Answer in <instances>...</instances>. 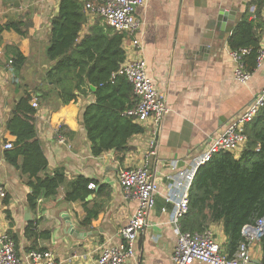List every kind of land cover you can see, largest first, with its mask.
<instances>
[{"label": "crops", "instance_id": "0c3cea01", "mask_svg": "<svg viewBox=\"0 0 264 264\" xmlns=\"http://www.w3.org/2000/svg\"><path fill=\"white\" fill-rule=\"evenodd\" d=\"M59 8L60 0H0V25L21 21L29 26L27 37L14 31L1 34L0 182L8 195L0 199V232L10 235L19 255L45 250L58 264H95L102 248L120 244L119 232L136 209V202L124 198L118 176L121 170L142 163L153 130L148 127L132 137L130 151L124 155L111 151L96 157L84 127V113L96 102V89L90 86L86 93H78L77 102L67 105L55 98L47 103L41 100L43 86H48L43 79L54 66L46 59V50ZM221 14L234 19H226V26L233 31L245 18L256 22L264 44V7L261 18H257L253 0H150L136 10L143 24L140 39L148 76L165 94L170 109L157 133V156L152 160L156 177L171 172L168 165L174 158L181 160L182 168H188L193 158L204 154L231 121L248 109L264 87V68L255 71L247 85L235 80V63L228 50L233 31L225 34L222 42L218 31L208 30ZM97 21L104 25L88 14L80 41L92 34ZM125 40L126 36L123 50L129 47ZM6 46H15L28 63L9 65L13 58ZM25 93L33 96L30 104L34 99L39 104L34 118L49 163L40 176H53L57 171L65 175L57 194L47 197L42 193L34 208L29 203V175L7 161L10 150L5 148L16 141L6 123L12 107ZM55 105L60 107L55 109ZM22 163L20 158L19 165ZM79 177L95 182L96 188L88 189L85 199L68 202L66 196ZM164 195L163 185L149 225L138 237L136 255L127 264H173L178 236L169 224V214L161 210L166 206ZM168 209L172 211L171 206ZM96 211L98 216L88 222L89 213ZM209 229L228 254L223 227L214 224ZM250 264H263L260 242L253 246Z\"/></svg>", "mask_w": 264, "mask_h": 264}, {"label": "trees", "instance_id": "16d2710c", "mask_svg": "<svg viewBox=\"0 0 264 264\" xmlns=\"http://www.w3.org/2000/svg\"><path fill=\"white\" fill-rule=\"evenodd\" d=\"M85 4L80 0H60L59 14L52 20L50 45L46 50V59L54 66L43 79L48 86H43L41 100L47 103L55 98L67 105L77 102L78 93L84 94L90 86L94 87L96 102L84 113V127L92 153L96 157L111 151L124 155L130 151V139L145 132L144 127L126 115L135 105L132 85L124 76L113 78L126 60L122 48L125 34L112 31L97 21L92 34L80 41V33L88 21ZM253 4L257 5V18H261L264 0H253ZM257 27L256 22L245 18L228 40L230 50H251L245 58V68L249 72L254 71L261 48L262 35ZM5 31L27 37L29 26L21 21L0 25V45H3L1 34ZM6 50L13 58L12 66L28 63L15 46H6ZM32 98L25 93L12 107L6 127L16 141L14 149L6 153V159L29 175L32 188L29 203L34 208L35 200L42 193L47 197L57 194L65 175L57 171L53 176H40L49 163L38 136L34 118L37 111L30 104ZM246 134L248 142L239 158L221 152L200 169L190 194L189 213L182 221L183 230L191 233H202L211 225H221L228 239L230 256L243 241V227L264 216V107L246 126ZM20 158L23 159L21 166ZM91 182L95 184L79 177L66 200L85 199ZM97 216L98 211L89 213L87 221ZM260 243L264 264V236Z\"/></svg>", "mask_w": 264, "mask_h": 264}, {"label": "built area", "instance_id": "2783aa9c", "mask_svg": "<svg viewBox=\"0 0 264 264\" xmlns=\"http://www.w3.org/2000/svg\"><path fill=\"white\" fill-rule=\"evenodd\" d=\"M87 13L101 19L113 31L125 34L128 48H125L126 60L113 78L124 76L133 87L135 105L126 115L145 131L151 128L152 135L148 150L138 167L123 169L119 172V183L124 198L136 202L134 213L119 232L121 242L116 246L101 249L95 264H127L136 255L138 237L149 225L150 214L157 206V197L165 187L166 206L161 210L169 214V224L178 236L177 246L172 256L173 264H250L253 246L264 236V216L255 223L243 227V241L233 255L227 254L218 237L211 229L202 233L185 232L182 221L189 213L190 194L198 172L208 164L214 155L221 152L234 154L235 157L245 149L248 136L246 126L250 124L264 107V87L255 96L253 103L240 116L234 118L226 130L220 134L211 146L199 157L193 158L188 168L181 167V160L174 158L169 162L171 172L159 177L153 172L152 160L157 156V133L164 118L170 113L165 94L160 92L147 72V62L142 57L143 44L140 39L142 22L136 16V10L150 0H84ZM125 40V41H126ZM126 43V44H127ZM229 50V56L235 63L234 78L247 85L255 71L264 68V44L258 51L257 64L253 72L245 68V58L250 49ZM13 64L10 59L9 65ZM39 108L37 100L31 104ZM64 142V138H60ZM7 150L14 149L12 143L5 145ZM92 183L88 189L93 190ZM7 189L0 182V199H6ZM172 207L169 212L168 207ZM0 264H58L50 251L31 250L18 254L16 244L7 232H0Z\"/></svg>", "mask_w": 264, "mask_h": 264}, {"label": "water", "instance_id": "95a60500", "mask_svg": "<svg viewBox=\"0 0 264 264\" xmlns=\"http://www.w3.org/2000/svg\"><path fill=\"white\" fill-rule=\"evenodd\" d=\"M226 19L234 21V19L230 18L228 15L221 14V15H219V17L216 18L215 21H213L211 23L210 27H208V30H210L212 32L218 31L220 33L219 40L222 42L224 41L225 34L231 33L233 31V27H231V26L227 27L226 26ZM208 51H210V48H208Z\"/></svg>", "mask_w": 264, "mask_h": 264}]
</instances>
